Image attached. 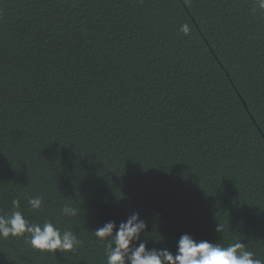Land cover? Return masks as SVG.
I'll list each match as a JSON object with an SVG mask.
<instances>
[{
	"label": "trees",
	"instance_id": "trees-1",
	"mask_svg": "<svg viewBox=\"0 0 264 264\" xmlns=\"http://www.w3.org/2000/svg\"><path fill=\"white\" fill-rule=\"evenodd\" d=\"M254 3L0 0V215L18 200L31 222L81 241L50 253L0 238V264H106L95 230L133 212L149 248L175 253L188 233L242 241L264 259V16ZM35 197L42 210L28 204Z\"/></svg>",
	"mask_w": 264,
	"mask_h": 264
},
{
	"label": "clouds",
	"instance_id": "clouds-1",
	"mask_svg": "<svg viewBox=\"0 0 264 264\" xmlns=\"http://www.w3.org/2000/svg\"><path fill=\"white\" fill-rule=\"evenodd\" d=\"M264 16V0H255L251 9ZM180 31L190 34V26L183 24ZM10 215H0V238L25 237L30 246L41 252H72L81 244L77 236L69 230L62 231L51 221L33 223L18 210L19 201L13 200ZM32 210H42L43 201L39 197L28 200ZM62 213L68 217L77 215V210L65 205ZM147 223L138 212H133L119 225L107 221L95 230V236L104 244L106 264H264V259L247 250L245 243L237 241L227 247L208 240H195L190 234H182L177 242L176 252L167 246L149 248L141 241L146 233ZM216 231H222L217 225ZM27 234V236H26Z\"/></svg>",
	"mask_w": 264,
	"mask_h": 264
}]
</instances>
